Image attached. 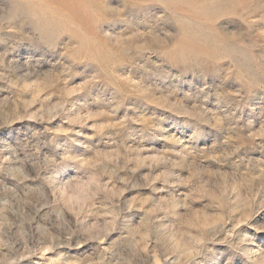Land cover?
<instances>
[{"label": "rangeland", "instance_id": "rangeland-1", "mask_svg": "<svg viewBox=\"0 0 264 264\" xmlns=\"http://www.w3.org/2000/svg\"><path fill=\"white\" fill-rule=\"evenodd\" d=\"M0 264H264V0H0Z\"/></svg>", "mask_w": 264, "mask_h": 264}]
</instances>
